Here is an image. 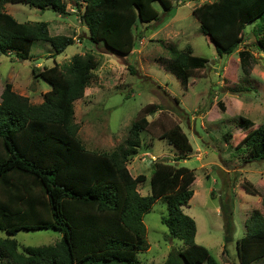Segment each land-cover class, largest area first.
Masks as SVG:
<instances>
[{
  "label": "trees",
  "instance_id": "trees-1",
  "mask_svg": "<svg viewBox=\"0 0 264 264\" xmlns=\"http://www.w3.org/2000/svg\"><path fill=\"white\" fill-rule=\"evenodd\" d=\"M155 3L164 15L173 10L170 0H78L76 6H83L80 19L87 28L85 39L96 49L124 57L136 48L139 25L159 21ZM6 4L68 15L62 0H0V55L27 61L34 45L48 44L53 57L75 43L72 37L51 36L47 23H19L3 11ZM192 14L219 57L236 52L234 32L248 25L254 26L252 32L264 54V0L205 1ZM169 53L164 70L183 87L208 64V59L194 56L190 46L170 47ZM237 57L242 74L249 76L257 60L247 50L238 51ZM97 68L95 56L86 53L74 55L62 66L54 63L42 71L33 69V78L50 87L38 105L16 94L11 84L3 87L0 264H141L137 255L148 250L143 217L157 201L166 205L167 216L161 224L168 237L182 244L180 249H171L162 264H218L195 242L196 224L182 210L194 195V172L153 160L150 193L142 196L138 187L147 178L144 174L133 176L128 168L142 145L141 134L152 124L148 117L161 112V105L144 107L130 124L125 140L110 152L87 149L78 137L74 104L84 97ZM128 69L136 75L134 68ZM239 121L240 129L247 133L236 149L245 151L249 163L264 162V122L251 130V121L243 117ZM231 137L229 132L222 135L226 144ZM158 139L178 152L174 162L188 159L192 152L179 125L163 131ZM242 188L246 194H260L249 182H243ZM261 205L264 207V197ZM221 211L225 215L222 254L227 255L234 227L224 205ZM244 227L245 235L235 242L238 264L264 263V213L252 211ZM37 231L62 236L54 245L19 250L14 237L19 232Z\"/></svg>",
  "mask_w": 264,
  "mask_h": 264
},
{
  "label": "rangeland",
  "instance_id": "rangeland-1",
  "mask_svg": "<svg viewBox=\"0 0 264 264\" xmlns=\"http://www.w3.org/2000/svg\"><path fill=\"white\" fill-rule=\"evenodd\" d=\"M62 1L68 12L66 16L22 4L2 7L19 23H47L51 36L72 37L75 43L53 57L48 44L34 45L32 58L27 61L0 55V95L5 84H11L16 94L38 105L50 87L33 78V69L42 71L54 63L65 65L74 55L93 54L98 68L84 97L74 104L80 140L87 149L110 152L125 140L130 124L144 107L161 105V112L148 117L152 124L141 134L142 145L129 163L133 176L144 174L147 178L138 187L139 192L142 196L150 193L153 160L192 170L194 195L182 210L196 224L195 242L207 249L218 264H238L235 242L245 235L246 219L254 210L264 213L261 205L264 162L249 163L245 151L236 149L247 133L239 127L240 117L253 123L251 130L264 122V54L252 32L254 26L236 29V52L219 57L210 40L200 33L199 23L192 14L205 1L213 0H170L173 10L168 15L155 3L159 21L139 25L133 53L117 57L96 49L85 39L87 28L80 19L83 6H76L78 0ZM189 46L194 56L208 59V64L192 74L188 86L183 87L174 75L164 70V64L170 59V47ZM242 50L249 51L257 60L249 76H244L239 66L237 52ZM129 67L134 68L136 75L130 74ZM173 125L180 126L192 147L186 160L174 162L178 152L158 139ZM225 132L232 134L227 144L222 139ZM243 182H249L261 196L246 194ZM221 205L231 215L234 227V241L229 244L227 255L222 254L225 215ZM166 216V205L160 201L144 215L148 250L137 255L141 264H162L171 249L182 248L180 241L168 237L167 229L161 224ZM61 236L52 231L19 232L14 239L21 250L54 245Z\"/></svg>",
  "mask_w": 264,
  "mask_h": 264
},
{
  "label": "crops",
  "instance_id": "crops-1",
  "mask_svg": "<svg viewBox=\"0 0 264 264\" xmlns=\"http://www.w3.org/2000/svg\"><path fill=\"white\" fill-rule=\"evenodd\" d=\"M146 146H147V145H146ZM142 157H144V156H142ZM145 157H148V155L146 154ZM128 168H129V166H128ZM130 173H131V172H130ZM222 249H223V247H222ZM235 257L237 258V255H236ZM260 264H264V263H260Z\"/></svg>",
  "mask_w": 264,
  "mask_h": 264
}]
</instances>
